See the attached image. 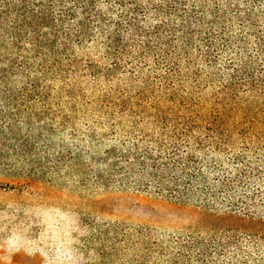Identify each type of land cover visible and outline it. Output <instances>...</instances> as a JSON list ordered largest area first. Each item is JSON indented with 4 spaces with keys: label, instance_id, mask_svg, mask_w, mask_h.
<instances>
[{
    "label": "trees",
    "instance_id": "1",
    "mask_svg": "<svg viewBox=\"0 0 264 264\" xmlns=\"http://www.w3.org/2000/svg\"><path fill=\"white\" fill-rule=\"evenodd\" d=\"M83 72L104 81L119 75L124 87L115 98L102 94V101L120 108L130 102L127 112L146 115L141 120L150 116L157 127L146 133L135 123L131 143L113 145L93 160L94 183L108 193L89 206L103 210L94 204L109 202L117 184L188 208L215 222L214 228L260 230L264 239V220L244 216L254 213L264 189H242L236 197L237 186L264 177V0H0V164L30 162L28 170L12 174L29 176L32 186L43 185L40 160L49 159L33 150V137H22L21 125L32 132L31 120L44 119L49 81L61 82L58 94L67 95L69 79H81ZM38 127L40 134L50 132L46 124ZM222 154L234 168H225ZM67 159L56 156L55 164ZM226 195L233 197L224 205ZM218 200L226 214L213 211ZM59 226L49 256L52 263L74 264L78 257L66 241L83 233L73 224ZM95 233L85 236L82 254L95 241L119 250L120 240L129 239L109 226L95 227ZM197 239L185 240L178 255L231 264L218 261L227 245L222 240ZM99 250L101 259L108 257Z\"/></svg>",
    "mask_w": 264,
    "mask_h": 264
},
{
    "label": "rangeland",
    "instance_id": "2",
    "mask_svg": "<svg viewBox=\"0 0 264 264\" xmlns=\"http://www.w3.org/2000/svg\"><path fill=\"white\" fill-rule=\"evenodd\" d=\"M83 73L85 75L82 74L81 79L75 75L69 79L72 92L67 95L58 94L61 82L53 79L49 81L52 92L44 119L31 120L32 132L25 124L21 125L22 137H33L35 140L33 150L38 154L42 150L48 155V163L40 160V165L46 167L45 170L40 167L45 171L41 179L43 185L32 186L29 176L17 177L12 174L20 168L28 170L30 162L11 159L7 162L10 167L0 164V264H20V261L25 264L60 263L58 260L52 263L48 252L59 241V223L73 224L83 233L74 234L66 241L67 249L78 257L74 264H85V261H90V264H202L188 259L185 253L184 257L178 254L183 242L190 237L208 243L210 235L216 238V242L222 240L227 244L218 258L219 262L240 264L249 259L246 264H255L259 259L263 263L264 239L259 237L262 235L260 230L256 233L239 228L235 231L217 229L212 227L215 222L196 216L188 208L165 203L131 189L121 190L122 187L117 184L109 189V195L112 196L109 202L94 204L97 209L103 210L98 212L89 206L93 199L104 198L108 193L94 183V174L91 172L93 160L101 159L103 152L113 145L131 143L134 140L131 131L135 123L142 126V131L146 133H151L157 127L150 116L141 120L146 115L127 112L130 102L120 108L117 102L102 101V94L112 93L115 98L118 88L124 87L125 80L119 75L111 81H104L102 77L90 79L87 72ZM131 107H136V104L131 103ZM139 107L147 105L141 103ZM43 124L50 128V132L40 134L38 126ZM37 135H40L39 139ZM59 155L68 156V159L55 164V158ZM249 155L253 156L251 151ZM220 157L226 169L234 168L228 163L229 155L222 154ZM76 158L78 163L75 162ZM82 178L85 180L83 185L79 182ZM236 188V197H240L238 193L242 189L249 192L257 188L262 192L264 177L261 182L247 181L243 188ZM226 197L222 200L224 205L233 196ZM262 199L253 214H244L245 218L264 220V197ZM220 203V200L215 201L212 208L216 214L223 215L226 210ZM99 226H109L110 230L118 234L125 233L128 242L120 240L119 250H114L109 246L103 248L101 243L95 241L90 245L91 250H84L82 254L85 236L88 238L90 233L96 234L95 227ZM231 234L236 235L237 239H227ZM99 247L108 256L104 260L99 257ZM212 260L215 258L208 261Z\"/></svg>",
    "mask_w": 264,
    "mask_h": 264
}]
</instances>
